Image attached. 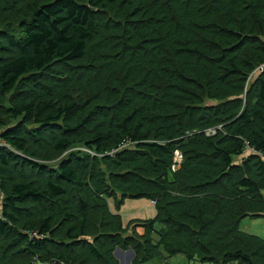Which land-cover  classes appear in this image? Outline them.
<instances>
[{
  "label": "trees",
  "instance_id": "trees-1",
  "mask_svg": "<svg viewBox=\"0 0 264 264\" xmlns=\"http://www.w3.org/2000/svg\"><path fill=\"white\" fill-rule=\"evenodd\" d=\"M262 66L264 0H0V264H264Z\"/></svg>",
  "mask_w": 264,
  "mask_h": 264
},
{
  "label": "rangeland",
  "instance_id": "rangeland-1",
  "mask_svg": "<svg viewBox=\"0 0 264 264\" xmlns=\"http://www.w3.org/2000/svg\"><path fill=\"white\" fill-rule=\"evenodd\" d=\"M82 149L84 150L85 148H83L82 146H79V147H76V149L74 150H82ZM51 165H54V163ZM138 203H141V205H143V210H142L143 212L141 213V216L144 217L143 220L152 219L156 217V214H157L156 209L155 207L152 206V202L147 199H140V200H129L128 199L126 200L125 203L121 207L120 214L121 212L130 210L132 207L133 209H136L138 207ZM131 221H128V223L127 221H125V227H127ZM156 227L159 228L160 226L157 225ZM241 229L247 234L257 236L259 238L264 239V218H247L242 222ZM126 252L129 258L135 256L132 250H128ZM127 260L128 259L126 258V262ZM169 262L170 264H190L189 260L183 256L171 259ZM142 264H163V261L162 260L160 261L158 259V260H153V261L142 263ZM191 264H202V263L192 262ZM233 264H239V263L234 262Z\"/></svg>",
  "mask_w": 264,
  "mask_h": 264
},
{
  "label": "crops",
  "instance_id": "crops-1",
  "mask_svg": "<svg viewBox=\"0 0 264 264\" xmlns=\"http://www.w3.org/2000/svg\"><path fill=\"white\" fill-rule=\"evenodd\" d=\"M152 206L154 207V205L152 204ZM115 212V209L114 207L112 208ZM121 210V209H120ZM143 205H141V203H138V207L136 209H133V207L128 210V211H125V212H121V217L123 219V223L125 225V221H131V220H136V219H140V220H143L144 217L141 216V213L143 212ZM126 223V224H127ZM137 225H133L132 227H136ZM138 232L143 234L144 230L142 228H139L138 229ZM116 258L117 260L119 261L120 264H132L133 260H134V257H131L129 258L127 256V252L126 251H117L116 252ZM126 258L128 259L127 262H126Z\"/></svg>",
  "mask_w": 264,
  "mask_h": 264
},
{
  "label": "built area",
  "instance_id": "built-area-1",
  "mask_svg": "<svg viewBox=\"0 0 264 264\" xmlns=\"http://www.w3.org/2000/svg\"><path fill=\"white\" fill-rule=\"evenodd\" d=\"M264 67L262 66V67H260L259 69H258V71H263L264 69H263ZM253 77V76H252ZM222 130V127H216V128H213V129H209V130H207V131H205V135L207 136V137H214V136H216L217 134H218V132L219 131H221ZM0 146H6V144H5V142H3V141H0ZM125 147H126V145H124ZM128 146V145H127ZM124 147V148H125ZM248 151H250L249 150V148L247 147V153L246 154H249L248 153ZM89 152V151H88ZM114 154V153H113ZM108 155H110V156H114V155H112V153L111 154H108ZM174 161H175V165H174V167H173V170L174 171H176V170H178L179 169V167L181 166V164H182V162H183V155L179 152V151H176L175 152V155H174ZM152 204L155 206V202H152ZM34 236H36V235H34ZM34 262H36L37 264H64L63 262H61V261H57V260H53V261H51V262H41V261H39L38 259H34Z\"/></svg>",
  "mask_w": 264,
  "mask_h": 264
},
{
  "label": "bare ground",
  "instance_id": "bare-ground-1",
  "mask_svg": "<svg viewBox=\"0 0 264 264\" xmlns=\"http://www.w3.org/2000/svg\"><path fill=\"white\" fill-rule=\"evenodd\" d=\"M175 164V163H174Z\"/></svg>",
  "mask_w": 264,
  "mask_h": 264
}]
</instances>
